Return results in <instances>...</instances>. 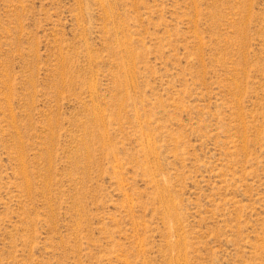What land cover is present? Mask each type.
Instances as JSON below:
<instances>
[{
  "label": "rangeland",
  "instance_id": "1",
  "mask_svg": "<svg viewBox=\"0 0 264 264\" xmlns=\"http://www.w3.org/2000/svg\"><path fill=\"white\" fill-rule=\"evenodd\" d=\"M0 264H264V0H0Z\"/></svg>",
  "mask_w": 264,
  "mask_h": 264
}]
</instances>
